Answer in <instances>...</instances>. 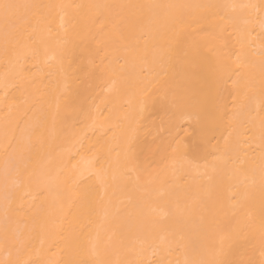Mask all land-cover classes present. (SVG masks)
<instances>
[{
  "label": "bare ground",
  "instance_id": "6f19581e",
  "mask_svg": "<svg viewBox=\"0 0 264 264\" xmlns=\"http://www.w3.org/2000/svg\"><path fill=\"white\" fill-rule=\"evenodd\" d=\"M0 264H264V0H0Z\"/></svg>",
  "mask_w": 264,
  "mask_h": 264
}]
</instances>
